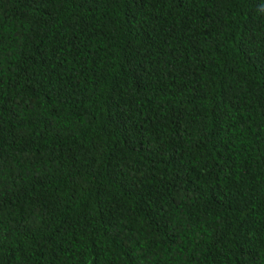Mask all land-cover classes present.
I'll return each instance as SVG.
<instances>
[{"label":"trees","instance_id":"1","mask_svg":"<svg viewBox=\"0 0 264 264\" xmlns=\"http://www.w3.org/2000/svg\"><path fill=\"white\" fill-rule=\"evenodd\" d=\"M0 264H264V0H0Z\"/></svg>","mask_w":264,"mask_h":264}]
</instances>
